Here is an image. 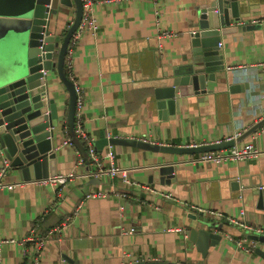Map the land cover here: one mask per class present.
I'll return each instance as SVG.
<instances>
[{
	"label": "crops",
	"instance_id": "obj_1",
	"mask_svg": "<svg viewBox=\"0 0 264 264\" xmlns=\"http://www.w3.org/2000/svg\"><path fill=\"white\" fill-rule=\"evenodd\" d=\"M203 1H96L97 33H83L73 47L75 78L84 96L83 128L94 142L118 137L177 146L211 143L264 115V70L258 65L264 62V22L261 29L222 39L226 70L216 73L215 82H208L211 92L182 97L180 113L173 117L159 115L155 89L166 83L174 66L185 62L191 50L189 33L198 29L195 9ZM156 9L164 28L173 30L175 36L157 38ZM67 10L56 19L53 30L57 33L65 34L75 18V8ZM243 16L264 17V3ZM57 57L55 51L53 60ZM227 74L226 82L221 77ZM48 80L49 98L56 99L59 110L55 150L61 173L57 175L69 177L53 183L50 178L55 176L21 180L9 171L4 175L5 182L18 185L0 188V230L16 240L3 246V264H32L36 236L48 232L40 264H129L138 260L264 264L256 251H246L253 241L249 234L227 219L242 218L264 230V209L258 207L256 193L264 186V128L237 144H253L257 156L218 163L197 160L200 153L106 145L99 152L112 148L116 164L127 168L142 185L127 189L119 178L98 181L89 164L81 161L77 146L65 143L72 137L67 124L69 93L57 71H49ZM232 84H244L246 92H231ZM163 163L175 165V177L169 183L161 182L165 177L150 180ZM95 189H107L110 195L86 198ZM113 190L127 191L128 196L115 195ZM242 208L246 210L243 216ZM202 211L222 224L218 231L223 234L205 258L186 234L196 224L194 216ZM31 235L34 239L23 241ZM254 242L256 248H264V241Z\"/></svg>",
	"mask_w": 264,
	"mask_h": 264
},
{
	"label": "water",
	"instance_id": "obj_2",
	"mask_svg": "<svg viewBox=\"0 0 264 264\" xmlns=\"http://www.w3.org/2000/svg\"><path fill=\"white\" fill-rule=\"evenodd\" d=\"M258 3H264V0H204L196 7L194 17L198 29L189 33L191 50L185 55V62L174 66L173 73L166 75V83L155 89L162 118L180 113L182 97L212 91L208 82H215L216 73L226 70L224 51L219 43L230 34L262 28V23L236 25ZM68 8H75V18L65 34L57 33L53 30L56 19L61 13L67 14ZM83 11L82 0H0V160L6 173L9 171L21 180L48 179L61 173L57 169L55 150L59 110L56 99L48 95L49 71H57L68 90L67 124L74 144L93 170L85 143L74 132L77 91L65 70L68 46ZM55 51H58V57L54 61ZM221 79L227 82L228 74ZM229 89L231 92H246L244 84H232ZM262 127L264 115L246 127L236 139L222 142L177 146L138 138L104 137L97 140L95 146L98 151L106 145L121 143L157 152L204 153L228 149ZM174 171L173 163H163L150 180L165 177L161 182L169 183L175 177ZM256 193L259 195L258 207L264 209V187ZM194 218L196 224L189 226L186 234L196 242L205 258L209 248L218 246L222 240L223 234L218 231L222 224L205 217L203 211ZM248 237L264 241V234H249ZM255 251L264 259L263 247H257ZM129 264L188 263L184 260H138Z\"/></svg>",
	"mask_w": 264,
	"mask_h": 264
},
{
	"label": "built area",
	"instance_id": "obj_3",
	"mask_svg": "<svg viewBox=\"0 0 264 264\" xmlns=\"http://www.w3.org/2000/svg\"><path fill=\"white\" fill-rule=\"evenodd\" d=\"M97 0H82L83 4V16L81 22L73 33L68 50L66 53V60H65V70L68 74V77L75 83L76 91H77V101H76V113H75V124H74V132L75 135L84 141L86 150L89 156V162L93 167L92 173L96 178H119L122 183L126 186L127 189H130L134 186H142L139 184L138 181L134 180L130 174V171L127 168H122L116 164V153L112 148H109L104 154L100 153L96 146L93 139H91L88 134L85 132L83 128V108H84V96L81 90L80 85L77 83L74 73V51L73 47L78 42L80 37L85 32H91L96 34L99 29V21L95 14L94 5ZM105 1H112V0H105ZM156 14V24L158 28L157 38L159 40L165 39L170 36H175L176 33L173 30H168L164 28L163 23L161 22V14L158 9L155 11ZM264 17H253L250 19L242 18L236 22V25H247L249 23H263ZM194 32L195 30H191ZM221 46V42L219 43ZM259 66L263 67L264 70V62L258 63ZM238 67V66H234ZM232 68V67H229ZM45 74L47 73L46 70H42ZM264 128V127H262ZM261 128V129H262ZM245 128H241L240 130H235L233 134L229 137H226L221 140H217L216 142H222L223 140H230L236 139L241 132ZM259 131V130H258ZM65 143L74 145L73 138L69 137L65 140ZM196 146L198 144H192L190 146ZM259 151L254 147L253 144H247L244 147H238L237 144L226 149V150H216V151H208L204 153H200L197 157V160L202 161H210V162H221L223 160L228 159H245L249 157L257 156ZM82 162H85V159L81 158ZM6 174L5 166H2L0 169V188H8L14 189L18 184L16 183H8L3 180L4 175ZM68 175H57L55 177L50 178V181L53 183L55 182H64L67 180ZM264 186H260V189ZM115 195H120L127 197V191L118 192L117 190H113ZM110 195V191L107 189H95L87 193L86 198H104ZM246 210L244 208L241 209V216L245 215ZM212 214L220 217L224 216L221 212H212ZM228 221L237 224L238 226L242 227L246 234H264V230L261 227L252 226L246 220L242 218H235V217H227ZM38 224L34 225L32 231L35 232L37 229ZM51 234L48 232L46 234H40L36 236L34 241V255L32 258V264H40V254L43 248L45 247L47 237ZM34 239L33 235L30 237H25L23 241H29ZM16 240L14 238L5 237L1 230H0V264H3L2 255H3V246L6 243H12ZM237 244L242 246V242L238 241ZM256 248L254 240L252 243L245 247L246 251L254 252ZM25 253H27V248L24 249Z\"/></svg>",
	"mask_w": 264,
	"mask_h": 264
},
{
	"label": "trees",
	"instance_id": "obj_4",
	"mask_svg": "<svg viewBox=\"0 0 264 264\" xmlns=\"http://www.w3.org/2000/svg\"><path fill=\"white\" fill-rule=\"evenodd\" d=\"M67 73V72H66ZM67 76H68V74H67ZM81 157L84 159V157L81 155Z\"/></svg>",
	"mask_w": 264,
	"mask_h": 264
}]
</instances>
